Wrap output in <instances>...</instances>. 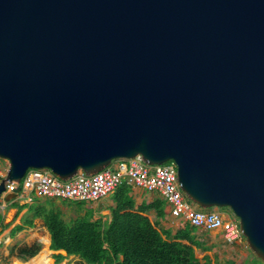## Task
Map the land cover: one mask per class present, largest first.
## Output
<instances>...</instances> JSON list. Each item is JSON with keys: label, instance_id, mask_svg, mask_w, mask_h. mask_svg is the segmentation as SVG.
<instances>
[{"label": "water", "instance_id": "1", "mask_svg": "<svg viewBox=\"0 0 264 264\" xmlns=\"http://www.w3.org/2000/svg\"><path fill=\"white\" fill-rule=\"evenodd\" d=\"M137 157L264 264V0H0V194Z\"/></svg>", "mask_w": 264, "mask_h": 264}, {"label": "trees", "instance_id": "2", "mask_svg": "<svg viewBox=\"0 0 264 264\" xmlns=\"http://www.w3.org/2000/svg\"><path fill=\"white\" fill-rule=\"evenodd\" d=\"M129 193L130 186L125 183L116 187L108 222L92 220L89 212L65 220L54 200L34 199L27 206L32 218L26 217L23 225L16 226L14 231L24 226L33 227L32 219H39L48 232L49 249L65 253V256L53 255L55 263L73 256L83 264H217L206 255H201L200 261L197 251L205 253L209 247L195 237L194 227L185 223L174 232L160 227L165 206L162 200L135 207ZM65 201L77 207L84 205V202ZM15 206L18 212L23 209V206ZM150 210L155 213L154 219L146 216ZM7 226L0 213V230ZM39 248L38 243L21 246L16 248L15 256L25 261L36 255Z\"/></svg>", "mask_w": 264, "mask_h": 264}, {"label": "built area", "instance_id": "3", "mask_svg": "<svg viewBox=\"0 0 264 264\" xmlns=\"http://www.w3.org/2000/svg\"><path fill=\"white\" fill-rule=\"evenodd\" d=\"M6 168L0 167V181L5 177ZM122 183L157 194L167 206L171 218L182 225L186 223L197 230L219 232L228 245L245 240L237 219L224 218L217 211L200 209L187 199L172 162L149 165L139 157L114 160L98 173L91 176L78 173L66 181L60 180L47 169H30L19 185L5 183L4 191L0 194V209L5 204V196L14 193L18 186L20 190L16 199L24 201L44 198L95 202L111 195Z\"/></svg>", "mask_w": 264, "mask_h": 264}, {"label": "crops", "instance_id": "4", "mask_svg": "<svg viewBox=\"0 0 264 264\" xmlns=\"http://www.w3.org/2000/svg\"><path fill=\"white\" fill-rule=\"evenodd\" d=\"M0 167L3 169H5L7 167V163L5 160L3 162H0ZM129 195L132 198L135 207L139 206L142 203H146V204L152 203L156 199L161 200L157 194L147 192V191H145L141 188H138V187H130ZM33 200L32 201H24L21 199H16V197H15L14 199H11L9 201H5V198H4L5 204L0 209V213L3 216L4 225H8V226L6 228H4L3 230H0V238L6 237V238H4L5 240H10L16 234L21 233V232L25 231L26 229H32L35 226L36 221H38V222L40 221L39 219L34 218V219H32L33 227L24 226L22 228V230L14 231V228L16 226L23 225L26 217L32 218L31 213H29L27 211L28 210L27 206L31 205L33 203ZM15 205L23 206V209L18 212L17 207ZM67 206H68V208H66V211L59 208L58 206L57 207L61 210V212L63 214V218H64L65 214L69 215L68 220L73 219L79 215L80 216L84 215L86 212H89L91 214L92 220H100L102 222H108L110 219V212L114 207V202L112 200V194H111L108 197L100 199V200L95 201V202H84V205L82 207H77L73 203L72 204L68 203ZM219 212L224 218H228V217L232 218V215L229 213V211H222L221 210ZM146 216L150 219H154L155 213H154V211L150 210L149 212L146 213ZM170 220L174 222V219L171 218L169 211H168V208L165 205L164 206V216L162 219L159 220L160 227L163 228L162 225H164V223H167ZM39 224L41 225V227L44 230L43 232L45 233V244H43V245L46 246L45 249L47 250V252L51 251L53 253L61 254V255L65 256V253L63 251H52L49 249L48 232L42 226L41 221L39 222ZM168 226H169V224H168ZM163 229L169 230L170 226L167 228H163ZM213 232L220 235V237L222 238L223 244H225L227 247L233 248L232 245H228L225 243L222 235L219 232L212 231V232H208V233H213ZM2 240H3V238H2ZM2 242L0 240V245ZM46 242H47V244H46ZM234 245L236 247H238L237 249L241 248V251H243L242 255L245 258L244 262H246L247 264H261L259 262V260L255 257V255L250 251V249L248 248V246L246 245V242L244 240H242L241 242L236 243ZM45 249H43V250H45ZM48 255H49V253H48ZM37 256H38V254H37ZM49 261H50V259H49Z\"/></svg>", "mask_w": 264, "mask_h": 264}, {"label": "rangeland", "instance_id": "5", "mask_svg": "<svg viewBox=\"0 0 264 264\" xmlns=\"http://www.w3.org/2000/svg\"><path fill=\"white\" fill-rule=\"evenodd\" d=\"M3 161H4L3 159H0V162ZM34 199L44 200V198H34ZM50 200H54L56 206L63 209L64 211H66V208H68L67 201L63 202L62 199H50ZM222 209H223L222 211H229L232 217L237 219L229 208H222ZM205 210L217 211V212L221 211L218 208H211ZM68 217L69 215L65 214L64 219L68 220ZM39 222L36 221V224L32 229H26L25 231L18 233L10 240H5L4 238L6 237H2L3 240L2 238H0L1 242L3 241L0 245V264H27L33 258H35L37 254H39V252H41L43 249L46 248V246L43 245L45 244V233L43 232L44 230L39 224ZM167 223L170 226L169 230L171 232H174L178 227H181L182 225L181 223H178V221L176 220H174V222L170 220ZM167 223H164L162 227L163 228L169 227ZM195 237L197 239H201L204 245L206 247H209V251H206L205 253L201 251H197V255H199V257L201 255H206L211 260H214V262L217 264H247L246 262H244L245 258L242 255L243 251H241V248L237 249L238 247H236L234 244L232 245L233 248L227 247L225 244H223L222 238L220 237L219 234H216L215 232L208 233L205 231L196 230ZM33 243H38L40 245L39 251L36 253V255L28 258L25 261H22L15 256L16 248L21 246H30ZM55 254L56 253L49 251V259H50L49 264H83L78 258L73 256L65 257L59 263H55L53 260V255ZM200 261H202L201 257H200Z\"/></svg>", "mask_w": 264, "mask_h": 264}, {"label": "bare ground", "instance_id": "6", "mask_svg": "<svg viewBox=\"0 0 264 264\" xmlns=\"http://www.w3.org/2000/svg\"><path fill=\"white\" fill-rule=\"evenodd\" d=\"M47 244V242H46ZM49 244V243H48ZM49 252L47 250L41 251L37 257L33 258L29 263L27 264H49Z\"/></svg>", "mask_w": 264, "mask_h": 264}]
</instances>
